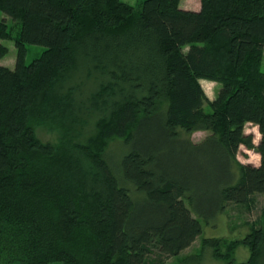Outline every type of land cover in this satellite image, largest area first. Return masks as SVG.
Returning <instances> with one entry per match:
<instances>
[{
  "label": "trees",
  "instance_id": "16d2710c",
  "mask_svg": "<svg viewBox=\"0 0 264 264\" xmlns=\"http://www.w3.org/2000/svg\"><path fill=\"white\" fill-rule=\"evenodd\" d=\"M181 1L0 0V60L3 40L18 48L14 69L0 63V264H151L230 203L264 197V0ZM28 44L45 47L29 64ZM200 79L219 82L213 99ZM94 113L95 135L76 143ZM242 146L259 166L240 162ZM243 243L250 258L233 263L220 238L204 240L230 264H264V202Z\"/></svg>",
  "mask_w": 264,
  "mask_h": 264
},
{
  "label": "rangeland",
  "instance_id": "374dc122",
  "mask_svg": "<svg viewBox=\"0 0 264 264\" xmlns=\"http://www.w3.org/2000/svg\"><path fill=\"white\" fill-rule=\"evenodd\" d=\"M133 6H137L141 0H124ZM180 7L184 9L199 10L201 8V0H182ZM3 16V14H2ZM11 24L12 21L6 18ZM2 43L8 48L7 54L0 60V63L11 69H14L17 64L18 48L14 39H5ZM45 52V47L38 44H28L27 53L25 55V62L29 64L34 60L40 58ZM260 70L264 72V55L262 63L259 65ZM73 83H79L81 86L80 93L84 96L89 95L94 89L95 80L94 77L86 78L71 75ZM200 82L210 99H213L220 87L219 82L210 79H200ZM84 96L80 97L83 98ZM96 114L87 116L84 121L79 123L81 131L78 133L74 130L73 135L76 137V143L85 142L91 136L95 135V121ZM77 126V127H78ZM36 131L38 136L45 142H49L52 145L60 146L61 132L57 128L51 126L37 125ZM248 133H253L255 136L256 143L260 140L261 135L257 126L248 124L246 126ZM209 132L197 131L192 135V138L196 142L203 140ZM79 137V138H77ZM109 149L113 150L114 153L111 155L112 161L116 162L123 151V140L116 138L114 140H108ZM110 151V150H109ZM238 159L244 164H260L261 157L258 152L254 149L246 148L242 146L238 152ZM244 161V162H242ZM246 162V163H245ZM264 197L259 196L257 204L252 210L240 209L234 204H229L226 210L218 215L215 219L210 222L202 220L203 232L197 238V240L187 249L182 251L177 256L165 257L164 260L158 261V256L154 255L151 259V264H230L228 260L218 259L213 256L212 249L204 246V240L209 238H220L221 249L224 252H229L228 258L233 263L247 261L250 258V250L243 243V240L253 230V226L262 216ZM231 247V249H229ZM52 264H64L63 262H53Z\"/></svg>",
  "mask_w": 264,
  "mask_h": 264
},
{
  "label": "clouds",
  "instance_id": "9594fccd",
  "mask_svg": "<svg viewBox=\"0 0 264 264\" xmlns=\"http://www.w3.org/2000/svg\"><path fill=\"white\" fill-rule=\"evenodd\" d=\"M242 162H244V161H242ZM245 163H246V162H245ZM257 166H259L258 163H257Z\"/></svg>",
  "mask_w": 264,
  "mask_h": 264
}]
</instances>
